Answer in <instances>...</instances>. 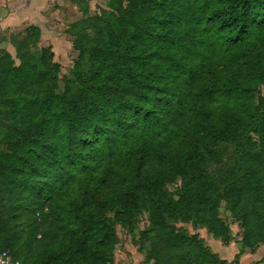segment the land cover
<instances>
[{"label":"trees","instance_id":"trees-1","mask_svg":"<svg viewBox=\"0 0 264 264\" xmlns=\"http://www.w3.org/2000/svg\"><path fill=\"white\" fill-rule=\"evenodd\" d=\"M107 8L86 52L89 71L62 93L48 94L38 65L15 68L0 53V100L15 102L22 138L0 157V206L11 226L0 215V251L14 264L89 255L111 264L116 226L132 225L139 201L154 197L152 227L141 236L149 264H229L159 215L166 197L158 185L180 177L186 192L163 210L228 246L224 204L242 231V253H254L264 246V0H109ZM13 37L27 51L41 31L29 26L21 44ZM238 126L256 139L235 142L218 183L198 154Z\"/></svg>","mask_w":264,"mask_h":264},{"label":"rangeland","instance_id":"rangeland-1","mask_svg":"<svg viewBox=\"0 0 264 264\" xmlns=\"http://www.w3.org/2000/svg\"><path fill=\"white\" fill-rule=\"evenodd\" d=\"M109 0H0V53L6 49L11 55L15 68L23 66H39L41 74L48 78V94H59L64 91L68 81L81 79L80 71H89L87 51L94 48L90 41L98 39V32L103 20L102 10H106ZM84 23H91L93 26L89 31L83 30ZM5 29H2L1 27ZM107 24V23H106ZM34 25L40 28L41 38L39 43L27 51L18 52L11 44L13 36L20 34L17 39L21 44L29 26ZM11 26L10 28H7ZM74 34V35H73ZM16 41V40H15ZM43 50L47 51L46 55ZM81 51H84L81 53ZM264 97V86L259 90ZM13 100H0V157L8 155V146L15 145L22 141L18 129L15 126L13 111L15 110ZM248 137L256 139L251 133L246 132L243 127L238 126L226 141L218 144L204 146L198 154L199 168L213 180L220 182L222 173L229 168L237 156L236 143L247 140ZM154 173L153 176H155ZM190 182L184 178L166 180L159 184L162 194L166 197L161 200L162 210L159 212L169 225L179 232L199 236L214 253L215 244H221L208 234L205 229L196 227L192 222H181L170 211L163 210V204H167L171 198L181 196L186 192L184 186ZM165 194V195H164ZM154 197H145L139 201V210L134 213L132 225L123 227L116 226L117 245L112 257L111 264H149L147 261V248L142 243V234L152 227L151 216L155 208ZM7 206H0V215L7 230H11L8 224ZM158 210V209H157ZM220 215L230 226L234 242L239 243L242 231L233 221L231 215L226 211L225 205L221 204ZM112 220L113 216L110 217ZM11 255H13L10 251ZM220 252V251H218ZM220 252V257H224ZM263 258L256 264H264ZM227 257V256H225ZM228 260V258H226ZM77 264H92V256L78 259ZM235 264H238L237 261ZM247 264V262H245Z\"/></svg>","mask_w":264,"mask_h":264},{"label":"crops","instance_id":"crops-1","mask_svg":"<svg viewBox=\"0 0 264 264\" xmlns=\"http://www.w3.org/2000/svg\"><path fill=\"white\" fill-rule=\"evenodd\" d=\"M31 26H34V25H31ZM1 27H2V24H1ZM10 27L11 26H8L7 28H10ZM35 27H37V26H35ZM2 29H4V28L2 27ZM2 32L3 31L0 30L1 34H2ZM2 50L7 51L6 49H2ZM240 242H241V239H240ZM240 242L236 243L233 241L228 246L223 245L221 242H220L221 244H215L214 250H217V253H215V254L222 261H226L229 264L237 261V258H238V264H245V262H247V264H256L260 260H262V258H263L262 251H263L264 246L260 247L254 253H251L247 250L242 253L243 249H242V245L240 244ZM218 251L223 252L222 254H224V257H220L221 255H220V252H218ZM225 256H227V257H225ZM226 258H228V260Z\"/></svg>","mask_w":264,"mask_h":264},{"label":"built area","instance_id":"built-area-1","mask_svg":"<svg viewBox=\"0 0 264 264\" xmlns=\"http://www.w3.org/2000/svg\"><path fill=\"white\" fill-rule=\"evenodd\" d=\"M0 264H14L12 255L6 251H0Z\"/></svg>","mask_w":264,"mask_h":264}]
</instances>
